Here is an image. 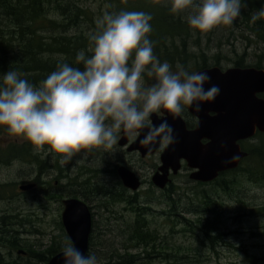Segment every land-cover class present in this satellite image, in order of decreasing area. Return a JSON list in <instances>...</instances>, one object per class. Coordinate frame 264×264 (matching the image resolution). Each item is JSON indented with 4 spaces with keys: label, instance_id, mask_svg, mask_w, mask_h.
Returning a JSON list of instances; mask_svg holds the SVG:
<instances>
[{
    "label": "clouds",
    "instance_id": "1",
    "mask_svg": "<svg viewBox=\"0 0 264 264\" xmlns=\"http://www.w3.org/2000/svg\"><path fill=\"white\" fill-rule=\"evenodd\" d=\"M169 2L173 14L191 10L187 23L201 33L231 26L247 6L244 0ZM261 18L264 7L251 13L252 23ZM152 19L144 11L105 12L88 34L91 55L77 53L83 70L60 63L39 85L14 70L0 75V127L38 152L54 153L61 165L81 152L113 149L121 131L134 140L146 129L140 143L159 151L175 143L171 125L154 124L152 115L164 110L180 116L188 106L199 111L200 103L214 100L220 90L214 84L205 87L211 81L207 73L189 72L180 64L174 71L160 62L149 39ZM145 75L155 83L147 85ZM62 254L64 264H99L71 241Z\"/></svg>",
    "mask_w": 264,
    "mask_h": 264
},
{
    "label": "trees",
    "instance_id": "2",
    "mask_svg": "<svg viewBox=\"0 0 264 264\" xmlns=\"http://www.w3.org/2000/svg\"><path fill=\"white\" fill-rule=\"evenodd\" d=\"M103 1L109 6L110 13L135 10L151 14L153 17L151 20L152 32L149 39L153 44L154 54L161 63L167 61L173 68L180 64L189 72H192L191 67L197 71L211 66L220 67L219 56L198 55L190 50V42L199 45L198 39L202 33L190 28L184 13L173 14L170 10L171 5L165 4V0ZM82 3L83 0H0V75L14 70L26 74L23 78L30 83L39 85L42 80L57 69V65L60 63H67L83 70V65L76 63V56L81 50H84L86 56L91 55L88 52V48L91 46L88 34L97 30L96 20L98 18L92 7ZM244 3L247 6L241 9L240 16L243 18L242 25H245L249 33L246 40L250 44L253 38L257 42H264V18L255 23L251 22V13L264 7V0H244ZM236 23L235 25L239 26V23ZM211 60L214 61L212 65L209 64ZM243 62V57H239L234 65L247 67ZM251 67L263 69L261 62L251 65ZM241 145L247 152L248 157L245 161L237 169L220 175L214 182L198 183L199 188L214 185L223 193L230 195L239 191L236 186L244 180H240L241 177H247L246 180L249 179L253 183H264V133H258L254 137L253 143L244 142ZM11 151L17 156L19 155L16 145L11 148ZM58 170L61 172V167H58ZM116 173V169L111 171V174ZM88 174V179L85 181L74 176L71 179V190L64 194L73 197L82 196L85 201H88L89 197L100 199L104 202V206L106 203H122L129 206L131 212L135 214L130 223H124L122 234L124 241L120 244L121 247L113 249L110 255L103 259V264H139V261L142 260H146V264H151L149 261L154 258L152 254L155 253H163L164 260L171 258L173 248L164 243L160 245L158 243L159 232L150 227L148 216L151 215V207L142 204L153 205L160 201L168 206L170 217H179L180 213L198 217L196 221L190 222L191 226L202 231L212 243L218 236H221V234L217 236L211 234L218 231L217 222H219L218 217L221 213L217 209H222V207L217 205L216 200L211 198L212 196L205 194L206 191L195 192L194 200L198 202L196 207L182 210L179 207L180 192L175 190L172 184L167 187L168 189L163 190L165 191L162 193L163 200L146 197L141 202L139 193L130 195L120 180L115 179L112 184L110 182L97 184L95 183L99 178L97 170L89 168ZM232 175L233 178L228 180L227 177ZM218 189L216 190L218 191ZM90 208L92 210V207ZM92 215L94 217L93 213ZM184 220L187 222L186 219ZM60 229L64 233L66 241H69L61 224ZM113 244L111 243V245ZM94 245L96 244L92 234L90 248ZM4 246L13 250L23 247V245ZM63 247L56 243L48 251L40 255L36 254L37 257L33 259H36L38 263L47 264L54 255L62 252ZM177 249L180 251L181 247ZM142 251L146 255L145 258L141 257ZM248 262L264 264V259L248 255ZM0 264H3L1 256ZM9 264L29 263L12 261Z\"/></svg>",
    "mask_w": 264,
    "mask_h": 264
},
{
    "label": "rangeland",
    "instance_id": "3",
    "mask_svg": "<svg viewBox=\"0 0 264 264\" xmlns=\"http://www.w3.org/2000/svg\"><path fill=\"white\" fill-rule=\"evenodd\" d=\"M83 3L93 8L97 18L102 17L105 12H109V6L102 0H83ZM165 4H170L169 0H165ZM189 14H191V10L184 12L186 19ZM242 19L239 16L231 26H220L211 32L200 34L199 45L190 42V50L198 55L219 56V63L222 69L234 67L238 58L243 57L245 66L261 62L264 70V42H257L253 38L250 44L246 40L249 33L245 25H242ZM236 22L239 23V26L235 25L237 24ZM209 38L210 40H208ZM213 62L211 60L209 64L212 65ZM190 69L192 72L197 71L193 67ZM173 70L175 71L176 68H173ZM145 81L147 85L155 83L154 78H149L146 75ZM185 111L187 112L186 108ZM157 114L161 115L160 112ZM120 138L119 134L118 139ZM116 146L108 151L96 149L91 152L77 154L72 159L74 165L71 168V175L73 177L77 175L76 173L80 166H87V168L97 170L99 174V178L95 183L104 184L110 182L112 184L115 179L110 174L111 171L116 166H130L128 167L129 169L144 179V184L139 192L133 193L129 190L127 192L130 195L139 193L141 202L146 197L163 200L162 193L164 191H160L150 185V179L153 176L151 169L153 165L160 164V153L142 159L137 154L129 155L123 153ZM25 172L28 173L29 169L25 170L17 163L11 167H1L0 177L5 179L6 182L12 183L22 178L29 179L30 176L25 175ZM191 172L192 170L190 171V169L188 171L182 170L175 176L173 181L174 189L179 190L181 195L179 207L182 210L196 207L198 202L194 200L195 192L198 190L206 191L205 194L212 196L211 198L216 200L217 205L219 204L222 207V209H217L221 213L220 217H218L219 222H217L218 231L211 232L213 233L211 234L212 236H217L218 234H221V236H218L212 243L202 231L191 226L190 222L196 221L198 217L184 213H180L181 216L179 217H170L168 206L160 201L153 205L142 204L143 206L151 207V215L148 216V221L150 222V227L159 232L160 240L158 243L160 245L164 243L173 248V254L169 260L163 259V253H155L152 254L154 258L149 262L151 264H252L251 262L247 263L248 255L264 259V183H253L249 179L246 180L247 177H241L240 180H244L236 186L239 191L228 195L214 185H206L199 188L198 183L189 181L188 177ZM232 178L233 175L227 177L228 180ZM14 192V186L11 185L10 193ZM64 196L63 194L59 198ZM80 198L82 199V197ZM82 200L92 207L94 214V230L92 234L96 245L90 248L89 255L94 254L99 264H103V259L109 256L113 249L121 247L120 244L124 241L122 236L124 223H130L134 219L135 214L131 212L129 206L122 203H106V206H104V202L100 199L89 197L88 201ZM61 213V206L58 203V214L56 217L58 221L61 220ZM38 240L42 242V245H23L22 250L26 251V248H32L35 253L41 254L48 251L54 241L57 245L65 246L66 243L64 233L59 226L57 229L51 230L50 235L49 230H47V234L41 236ZM111 243L114 244L111 245ZM211 245L214 246L212 247ZM179 247H181L180 251L177 249ZM141 253H143L141 257L145 258V253L143 251ZM13 258L16 259L14 261L20 263H38L36 259L33 260L34 257L32 256L31 260L20 259L15 253ZM146 262V260H142L139 261V264H146Z\"/></svg>",
    "mask_w": 264,
    "mask_h": 264
},
{
    "label": "water",
    "instance_id": "4",
    "mask_svg": "<svg viewBox=\"0 0 264 264\" xmlns=\"http://www.w3.org/2000/svg\"><path fill=\"white\" fill-rule=\"evenodd\" d=\"M197 72L211 77L206 88L214 84L220 91L214 100L201 102L199 111L195 106L187 107L189 114L198 119L195 129H187L181 115L173 116L164 110H161V116L153 114L151 117L157 125L166 120L174 129L175 137V143L162 151L160 166L152 177V184L159 190L171 183V175L179 174L183 162L192 170L191 181H215L220 174L237 169L246 158L247 152L242 150L240 142L252 139L258 132L264 133V98L259 96L264 94L263 69L230 67L224 70L214 66ZM145 131L128 148V152H139L142 158L159 151L154 146L140 143ZM203 139L209 142L203 145ZM128 142L129 138L122 131L119 145L124 147ZM234 156L238 159L233 160ZM117 174L124 188L131 192L140 190L142 181L134 171L120 166ZM29 188L31 186L21 187L22 190ZM63 206L61 220L69 241L88 255L93 231L90 206L78 198L65 199ZM47 264H64L62 252L54 255Z\"/></svg>",
    "mask_w": 264,
    "mask_h": 264
},
{
    "label": "flooded vegetation",
    "instance_id": "5",
    "mask_svg": "<svg viewBox=\"0 0 264 264\" xmlns=\"http://www.w3.org/2000/svg\"><path fill=\"white\" fill-rule=\"evenodd\" d=\"M181 117L185 121L187 129L193 130L196 128L198 119L189 114L188 109L187 112L184 110ZM120 136H122V131ZM137 138L138 137L134 140L129 139L128 144L124 147L119 145L120 139H118L116 147L123 151V153L129 155L137 154L141 157L139 152H128V148ZM201 142L203 145H206L209 140L203 139ZM244 142L253 143L254 139L242 141L240 142V145ZM14 145H16L19 150L18 156L11 151V148ZM157 153H160L161 155L162 151H157L155 154ZM247 157L248 156H246V158ZM246 158L242 160L241 164ZM17 163H19L25 170L29 169L28 173L25 172V175L30 176L29 179L22 178L19 181L9 183L0 177V256L3 260V264H9L16 260L13 258V254L15 253L18 258L27 260H31L30 258L32 255L35 258L37 257L36 254L40 255L35 253V251H32V248H26V251L23 250L24 253L19 254V251H21L23 247L13 250L4 245H42V242L38 239L47 234V230H49L50 235L51 230L57 229L58 226L60 227V224L62 225L61 220L58 221L56 218L58 214V203L63 212V201L65 199H81L80 197H82H73L64 194L71 190V179L73 178V175H71V168L74 165L73 160L65 165H61L60 157L56 156L54 153L49 152L47 149L44 152H38L28 141L18 137H11L5 128L0 127V168L11 167ZM159 166L160 164L152 166L151 171L153 172V175L157 172ZM58 167H61V172H59ZM118 167L119 166L115 167L116 172ZM88 168L87 166H80L77 173L75 172L77 175H74L77 176L79 180L85 181L88 179ZM182 170H189L185 162L182 164L181 171ZM97 175L99 174L97 173ZM111 175H115L114 177L116 178L114 179H117L118 181L120 180L117 173ZM140 179L143 185L144 179L141 177ZM170 179L171 183L169 185H173L175 176L171 175ZM189 181L191 180L189 179ZM11 185L14 186L15 191L12 194L10 193ZM150 185L152 187L154 186L152 184V178L150 179ZM27 186H31V188L26 190L21 189V187ZM63 194L65 196L59 198V196L62 197ZM53 244L56 245V242L54 241V243H51V245ZM32 252L33 254H31Z\"/></svg>",
    "mask_w": 264,
    "mask_h": 264
},
{
    "label": "bare ground",
    "instance_id": "6",
    "mask_svg": "<svg viewBox=\"0 0 264 264\" xmlns=\"http://www.w3.org/2000/svg\"><path fill=\"white\" fill-rule=\"evenodd\" d=\"M93 196V195H92Z\"/></svg>",
    "mask_w": 264,
    "mask_h": 264
}]
</instances>
